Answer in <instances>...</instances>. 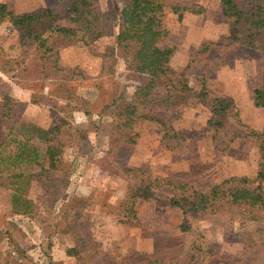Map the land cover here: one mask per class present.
Instances as JSON below:
<instances>
[{"label":"rangeland","instance_id":"374dc122","mask_svg":"<svg viewBox=\"0 0 264 264\" xmlns=\"http://www.w3.org/2000/svg\"><path fill=\"white\" fill-rule=\"evenodd\" d=\"M0 3L17 14L46 8L63 15L68 6L64 0ZM166 3L188 8L181 20L171 8L165 18L167 43L175 47L170 64L193 90L180 119L172 122L175 138L143 119L132 129L117 128L113 101L119 96L131 101L150 79L129 67L117 45L118 22L90 45L52 37L58 66L56 55L43 62L37 43L21 40L9 21L0 24V112L6 97L12 108L6 118L0 116V264H81L67 255L78 242L69 232L76 213V233L84 240L81 258L88 264H264V215L260 221L191 216V230L184 232L182 210L164 203L207 192L232 177L256 175L259 146L248 133L264 132V108L253 100L264 70L262 50L223 39L229 26L221 0ZM98 7L118 15L122 0H99ZM203 79L210 97L226 96L235 104L218 132L208 126L212 114L197 97ZM166 94L163 87L155 90L159 97ZM22 123L60 128L51 180L37 175L10 184L7 157L15 150L12 140L22 139L16 131ZM28 172L38 174L39 168ZM157 178L172 185H155ZM144 191L154 197L145 198ZM14 195L32 200L34 211L17 213Z\"/></svg>","mask_w":264,"mask_h":264},{"label":"trees","instance_id":"16d2710c","mask_svg":"<svg viewBox=\"0 0 264 264\" xmlns=\"http://www.w3.org/2000/svg\"><path fill=\"white\" fill-rule=\"evenodd\" d=\"M64 1L68 6L63 15L46 8L17 14L8 3H0V24L9 21L20 30L21 40L37 43L38 48L43 51V62L56 55L55 65L58 66L59 56L53 54L52 37L73 39L90 45L110 33L111 22H118L117 45L124 49L129 67L150 79L137 88L131 101L122 96L113 101L111 108L116 117L117 128L132 129L137 120L143 119L162 125L166 137H177L172 122L180 119V109L189 100L186 94L193 90L186 75H178L170 64L175 47L167 43L170 32L165 18L167 9L171 8V12L179 15L181 20L188 8L170 7L166 0H122V9L117 15L115 12H102L98 7L99 0ZM221 7L229 26V35L223 39L230 44L261 49L264 56V0H221ZM63 22L69 25H64ZM208 49L209 45L204 44L202 52ZM158 87L165 88L167 94L163 97L155 95ZM200 89L197 97L212 114L208 126L218 132L224 128L227 118L234 110V101L226 96L210 97L204 79L200 81ZM5 99L0 112V116L4 118L12 111L11 100L8 97ZM253 100L256 107L264 108V70L261 84L253 92ZM16 131L22 139L12 140L16 143L15 150L7 157L9 166H12L10 184L14 186L26 177L33 179L37 175L47 176L51 180L50 171L55 167L56 158L60 154V143L56 142L60 128L46 130L32 123H22ZM12 133L14 130H10L9 135ZM248 136L259 146L260 159L254 177H232L212 185L207 192L195 191L191 196L164 202L184 213L182 231L191 230L188 222L191 216L221 214L232 218L240 216L250 221H260L263 218L264 132L250 130ZM123 139L135 144V140L127 134L123 135ZM46 164L49 165L48 168ZM34 167L39 168L38 174L28 172ZM154 183L158 186L172 185L166 180L159 181V178ZM143 195L147 199L154 197L153 193L146 191ZM12 202L19 214L30 215L35 209L34 202L21 195H14ZM75 215L77 219L74 226H69V232L78 242L75 247L67 250V255L82 261L81 264H88L81 258L84 240L76 233L80 215Z\"/></svg>","mask_w":264,"mask_h":264}]
</instances>
